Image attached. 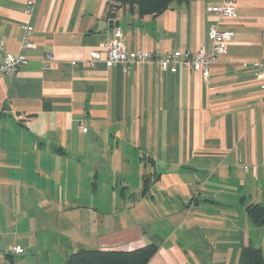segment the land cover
<instances>
[{"label":"crops","instance_id":"1","mask_svg":"<svg viewBox=\"0 0 264 264\" xmlns=\"http://www.w3.org/2000/svg\"><path fill=\"white\" fill-rule=\"evenodd\" d=\"M223 2L140 14L115 0H0V61L29 59L0 80V264L150 244L147 264H240L245 247L264 260V225L248 214L264 206V79L252 65L264 60V0L208 12ZM212 24L233 38L208 74L84 62L116 29L129 49L211 50ZM25 25L34 46L22 50Z\"/></svg>","mask_w":264,"mask_h":264},{"label":"built area","instance_id":"2","mask_svg":"<svg viewBox=\"0 0 264 264\" xmlns=\"http://www.w3.org/2000/svg\"><path fill=\"white\" fill-rule=\"evenodd\" d=\"M233 0H224L219 6L208 8V12L214 13L220 17H235L236 10L232 5ZM34 3L29 1L25 12H32ZM33 26L25 25L23 27V36L21 40V49L32 48L34 46L31 37ZM209 38L212 41V48L209 50L205 44H201L196 50H171V51H148L129 49L121 30L116 29L106 40L99 43L98 48L93 50L86 60L89 66L94 67L97 62L103 60L108 64H123L125 69L130 70L137 63L154 64L161 71L178 72L183 68H192L202 70L208 74L209 69L215 64L217 58L227 52V45L233 38V32L222 30L218 25L212 24L209 28ZM3 41H1V45ZM105 53V55H103ZM54 59L52 52H47L43 63L48 66ZM29 59L23 51L18 54L6 53L0 61V80L16 74L21 68L26 66ZM75 65L76 61H72ZM253 69L264 79V60L253 62ZM247 167V166H246ZM23 248L20 245L9 246L11 252H21Z\"/></svg>","mask_w":264,"mask_h":264},{"label":"trees","instance_id":"3","mask_svg":"<svg viewBox=\"0 0 264 264\" xmlns=\"http://www.w3.org/2000/svg\"><path fill=\"white\" fill-rule=\"evenodd\" d=\"M182 0H115L113 7L129 6L140 14H160L173 2ZM248 214L258 225H264V206L252 204ZM156 252V246L150 244L134 250H101L81 248L72 252L64 264H147ZM240 264H264L260 249L245 247L242 250Z\"/></svg>","mask_w":264,"mask_h":264}]
</instances>
